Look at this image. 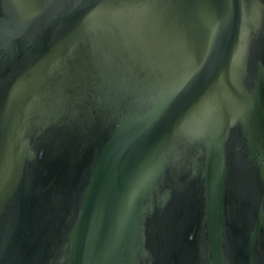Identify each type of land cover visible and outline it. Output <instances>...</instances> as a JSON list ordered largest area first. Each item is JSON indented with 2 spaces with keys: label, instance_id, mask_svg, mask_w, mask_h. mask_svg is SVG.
I'll use <instances>...</instances> for the list:
<instances>
[{
  "label": "water",
  "instance_id": "obj_1",
  "mask_svg": "<svg viewBox=\"0 0 264 264\" xmlns=\"http://www.w3.org/2000/svg\"><path fill=\"white\" fill-rule=\"evenodd\" d=\"M0 264H264V0H0Z\"/></svg>",
  "mask_w": 264,
  "mask_h": 264
}]
</instances>
